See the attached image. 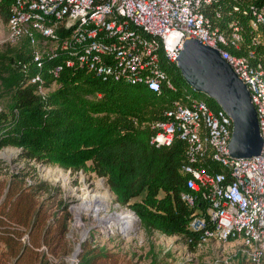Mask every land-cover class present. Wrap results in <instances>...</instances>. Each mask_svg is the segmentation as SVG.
I'll list each match as a JSON object with an SVG mask.
<instances>
[{
    "label": "built area",
    "instance_id": "1",
    "mask_svg": "<svg viewBox=\"0 0 264 264\" xmlns=\"http://www.w3.org/2000/svg\"><path fill=\"white\" fill-rule=\"evenodd\" d=\"M10 11L9 38L26 45L38 67L41 59L60 56L67 66L76 61L96 74L142 83L154 92L164 85L176 89L166 66L168 60L174 61L184 38L195 37L217 49L249 90L263 140L260 153L230 158L231 118L220 106L212 108L186 91L164 108L161 119L151 123L155 129L151 142L169 145L178 138L186 144L181 169L188 174L187 190L180 197L195 207L188 226L202 233L196 251L230 245V259L264 264V3L15 0ZM61 68L60 63H54L47 69L52 78L49 83L40 71L31 76L29 82L34 83L38 95L44 97L57 87ZM212 159L226 172L216 171L208 163ZM100 178L105 181V177ZM127 209L136 217L131 231L139 218ZM226 262L227 258L221 264Z\"/></svg>",
    "mask_w": 264,
    "mask_h": 264
},
{
    "label": "trees",
    "instance_id": "2",
    "mask_svg": "<svg viewBox=\"0 0 264 264\" xmlns=\"http://www.w3.org/2000/svg\"><path fill=\"white\" fill-rule=\"evenodd\" d=\"M14 1L0 0V18L6 23ZM27 51L24 47L16 56L0 57V84L7 96L0 109V150L14 147L21 159L105 177L116 201L136 212L145 231L176 236L189 251L196 250L202 233L188 226L195 207L180 197L187 190L188 174L181 169L186 144L178 138L169 145L151 142V123L162 118L181 90L189 93L175 62L168 60L166 71L176 89L164 85L154 92L142 83L96 74L76 61L67 66L60 56L41 59L38 67ZM54 63L62 65L57 87L41 97L29 79L40 71L49 83L47 69ZM208 163L226 172L213 159ZM42 190L56 191L42 179L27 183L20 172L0 179V264L68 263L64 257L73 251L65 236L69 212L60 202L47 215L44 201L38 200ZM107 256L104 248L82 241L76 264H95ZM234 258L229 264H241ZM161 262L153 254L147 264Z\"/></svg>",
    "mask_w": 264,
    "mask_h": 264
},
{
    "label": "rangeland",
    "instance_id": "3",
    "mask_svg": "<svg viewBox=\"0 0 264 264\" xmlns=\"http://www.w3.org/2000/svg\"><path fill=\"white\" fill-rule=\"evenodd\" d=\"M24 47L26 48V45L10 40L8 25L0 18V57L2 55L16 56V53L24 49ZM185 88L194 97L206 100L210 107L216 108L219 106L206 97L204 93L192 89L189 85L186 84ZM181 93H184V90H181ZM6 103L7 96L3 94L0 84V107ZM16 151L14 147H5L0 150V179H7L11 173L20 172L24 173L25 181L26 177L31 182L42 179L49 185H54L55 192L49 194L47 191L42 190L38 194V200L44 201V208L49 216L52 215V212L60 202L63 203L62 205L69 212V217L66 219L67 229L65 236L67 239L69 238L74 250L80 234L78 229H74V232L70 234L73 221L71 207L79 203V196L87 187H99L101 189L100 184L97 182L101 176L91 171L64 169L58 165H48L35 160L21 159L18 158ZM105 184L109 186L106 179ZM110 192L112 196L111 204L105 211L118 209V207L113 206V203L117 201L113 192ZM119 207L123 206L119 204ZM103 212L101 211L99 214ZM82 220L89 229L85 238L81 240L88 243L91 248H104V252L108 255L98 259L95 264H147L153 254L157 255V259L165 264H221L226 258V264H229V254H232L233 251L230 245H224L223 249H221L222 246L213 249L202 247L197 251L188 252L183 245L184 243L178 237L168 236L156 230L147 232L140 226L138 221L134 224L133 230L120 234V232L105 230L103 220L93 219L86 213L82 215ZM150 251L152 252L150 253ZM71 254L64 257L68 262L67 264H76L77 256L75 261H72L73 257H71ZM49 256L51 255L49 254ZM239 260L241 264H249L243 258ZM55 261H57V258ZM232 262H235V259Z\"/></svg>",
    "mask_w": 264,
    "mask_h": 264
},
{
    "label": "water",
    "instance_id": "4",
    "mask_svg": "<svg viewBox=\"0 0 264 264\" xmlns=\"http://www.w3.org/2000/svg\"><path fill=\"white\" fill-rule=\"evenodd\" d=\"M174 62L187 85L204 93L231 118L229 157L247 158L259 154L263 140L249 90L218 50L195 37H186ZM76 245L71 257H76L80 250V242Z\"/></svg>",
    "mask_w": 264,
    "mask_h": 264
},
{
    "label": "bare ground",
    "instance_id": "5",
    "mask_svg": "<svg viewBox=\"0 0 264 264\" xmlns=\"http://www.w3.org/2000/svg\"><path fill=\"white\" fill-rule=\"evenodd\" d=\"M97 182L100 184L101 189L99 187H87L82 191L83 193L80 194L79 203L71 207L73 221L70 234L74 232V229H78L80 234L79 242L83 237L85 238L86 230L88 229L82 220V215H84V213L88 214V216L93 219L103 220V227L105 229H116L126 233L133 228V223L136 221V217L132 215L129 209H127V207H119L117 202L113 203V206L118 207V209L105 211L111 204V192L108 190L104 179L100 178ZM101 211L104 212L99 214ZM76 248L77 245H75L74 249Z\"/></svg>",
    "mask_w": 264,
    "mask_h": 264
},
{
    "label": "clouds",
    "instance_id": "6",
    "mask_svg": "<svg viewBox=\"0 0 264 264\" xmlns=\"http://www.w3.org/2000/svg\"><path fill=\"white\" fill-rule=\"evenodd\" d=\"M110 189V188H109ZM111 190V189H110ZM80 244H81V242H80Z\"/></svg>",
    "mask_w": 264,
    "mask_h": 264
}]
</instances>
